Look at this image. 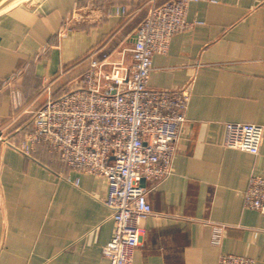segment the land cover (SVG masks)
<instances>
[{"label":"crops","instance_id":"0c3cea01","mask_svg":"<svg viewBox=\"0 0 264 264\" xmlns=\"http://www.w3.org/2000/svg\"><path fill=\"white\" fill-rule=\"evenodd\" d=\"M171 1L26 0L0 13V264H108L115 223L105 179L45 144L30 155L17 146L48 90L75 87L90 57L132 65L150 7ZM188 20L153 56L150 88L190 98L172 174L144 182L153 211L134 264H219L223 254L264 264V216L244 206L251 176L264 177V136L257 155L225 145L227 124L264 127V0L194 2Z\"/></svg>","mask_w":264,"mask_h":264},{"label":"built area","instance_id":"2783aa9c","mask_svg":"<svg viewBox=\"0 0 264 264\" xmlns=\"http://www.w3.org/2000/svg\"><path fill=\"white\" fill-rule=\"evenodd\" d=\"M198 1L207 0L152 5L136 32L133 64L90 57L89 69L75 87L58 97L48 90L46 103L34 112L33 130L17 146L30 155L45 144L72 169L105 179L103 204L115 223L113 237L103 248L108 264H134L141 223L153 211L143 181L159 182L172 174L190 93L152 89L149 79L153 56L165 54L173 36L195 24L188 20V9ZM76 17L72 14L66 20L59 36ZM263 136L261 125L230 123L225 145L257 155ZM2 200L0 189V205ZM244 206L264 216L263 176H251ZM220 239L218 228L213 242L219 244ZM219 264H255V260L223 254Z\"/></svg>","mask_w":264,"mask_h":264},{"label":"water","instance_id":"95a60500","mask_svg":"<svg viewBox=\"0 0 264 264\" xmlns=\"http://www.w3.org/2000/svg\"><path fill=\"white\" fill-rule=\"evenodd\" d=\"M19 1L21 0H0V13L19 3Z\"/></svg>","mask_w":264,"mask_h":264},{"label":"rangeland","instance_id":"374dc122","mask_svg":"<svg viewBox=\"0 0 264 264\" xmlns=\"http://www.w3.org/2000/svg\"><path fill=\"white\" fill-rule=\"evenodd\" d=\"M25 1H26V0H21V1H19V3H20V2H25ZM27 1H28V0H27Z\"/></svg>","mask_w":264,"mask_h":264}]
</instances>
